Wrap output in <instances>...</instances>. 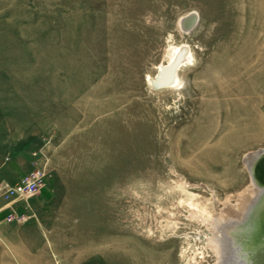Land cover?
<instances>
[{"label": "rangeland", "instance_id": "rangeland-1", "mask_svg": "<svg viewBox=\"0 0 264 264\" xmlns=\"http://www.w3.org/2000/svg\"><path fill=\"white\" fill-rule=\"evenodd\" d=\"M181 45L192 65L156 89ZM0 108L14 173L45 171L24 223L0 212V264H230L220 229L264 149V0H0Z\"/></svg>", "mask_w": 264, "mask_h": 264}, {"label": "bare ground", "instance_id": "bare-ground-1", "mask_svg": "<svg viewBox=\"0 0 264 264\" xmlns=\"http://www.w3.org/2000/svg\"><path fill=\"white\" fill-rule=\"evenodd\" d=\"M166 59V64L161 65L162 67L159 68V72L157 70L158 75L155 80H151L153 78L148 76L150 83L156 89L178 86V71L181 67L192 65V55L186 45L170 46L166 52ZM248 156L249 155L245 157V161ZM260 166L261 168H258V176L264 184V160L261 162ZM256 190L257 192L254 197L261 193L260 189ZM199 203L200 202H197L195 199H191L187 202V205L193 212L201 216L206 212V208L200 206ZM209 218L211 219V217ZM240 223H243L242 226H239ZM232 224L220 229L221 242L227 240L226 242L229 245V257L234 255L238 258L242 257V259H244V264H264V192L259 196L258 201L253 205L251 203V208L248 210L247 214L243 213L236 223H234V225ZM217 237L219 238V236ZM221 242L219 241V247H217V251H215L220 254L219 257H221V254H224L226 250L220 251ZM222 246L224 248V243H222Z\"/></svg>", "mask_w": 264, "mask_h": 264}, {"label": "built area", "instance_id": "built-area-1", "mask_svg": "<svg viewBox=\"0 0 264 264\" xmlns=\"http://www.w3.org/2000/svg\"><path fill=\"white\" fill-rule=\"evenodd\" d=\"M44 177V168H36L19 177L14 184L0 187L1 198L4 202V208L1 210L4 211L3 220L22 224L30 217L25 213L28 208L27 199L38 193ZM18 204L22 205L20 210L15 208Z\"/></svg>", "mask_w": 264, "mask_h": 264}, {"label": "crops", "instance_id": "crops-1", "mask_svg": "<svg viewBox=\"0 0 264 264\" xmlns=\"http://www.w3.org/2000/svg\"><path fill=\"white\" fill-rule=\"evenodd\" d=\"M19 131H15L11 126L9 118L4 113V111L0 108V179H9L14 177L13 175L16 172L15 170V152L18 150L17 148L20 146L19 138L22 136L20 135ZM29 172L28 168H25L24 171L15 174V178L11 184H14L19 177L23 176L25 173ZM14 173V174H13ZM10 184V185H11ZM4 208V205L0 208L1 210ZM4 211L2 212V215ZM38 225H42L40 222ZM35 227V226H33ZM25 230L26 229H19V233L14 236L6 235L3 240L7 243L11 241H25Z\"/></svg>", "mask_w": 264, "mask_h": 264}, {"label": "water", "instance_id": "water-1", "mask_svg": "<svg viewBox=\"0 0 264 264\" xmlns=\"http://www.w3.org/2000/svg\"><path fill=\"white\" fill-rule=\"evenodd\" d=\"M263 160H264V149H259L253 153H250L247 160L245 161L247 170H248L250 177H251L252 185L255 187V190L256 189L261 190V193L258 194L256 197H253V199L250 201L247 212L251 208V203L253 205L256 201H258L259 196L262 195V193L264 192L263 191L264 190V184L262 183L261 179L258 176V168L259 167L261 168L260 165H261V162ZM247 212H246V214H247ZM242 224L243 223H240L239 226H242ZM231 261H232V263H230V264H244V259H242V257L241 258L235 257V255L232 256Z\"/></svg>", "mask_w": 264, "mask_h": 264}]
</instances>
